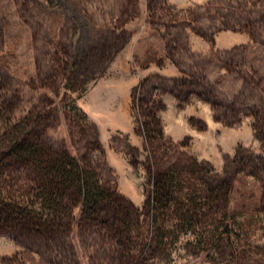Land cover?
I'll list each match as a JSON object with an SVG mask.
<instances>
[{"label":"rangeland","instance_id":"374dc122","mask_svg":"<svg viewBox=\"0 0 264 264\" xmlns=\"http://www.w3.org/2000/svg\"><path fill=\"white\" fill-rule=\"evenodd\" d=\"M15 131L69 153L119 203L84 216L74 189L44 202L33 166L5 154ZM169 168L189 190L232 185L204 205L197 255L183 237L148 245L142 205ZM1 200L48 226L0 219V264H264V0H0Z\"/></svg>","mask_w":264,"mask_h":264},{"label":"trees","instance_id":"16d2710c","mask_svg":"<svg viewBox=\"0 0 264 264\" xmlns=\"http://www.w3.org/2000/svg\"><path fill=\"white\" fill-rule=\"evenodd\" d=\"M15 132L17 134L12 132L10 135L5 154L33 166L39 175L38 192L44 202L56 207L62 200L64 192L74 189L80 199L84 216H96L105 207L119 203L117 196L100 184L95 173L78 164L69 153L32 142L19 131ZM212 181L206 182L205 188L195 187L189 190V185L182 186L180 173L174 168L154 174L151 194L142 205L149 219L150 247L154 249L159 247L164 252L171 239L176 241L183 237L185 239L183 248L188 253L197 255L206 250V247L191 249L186 245L195 238H202L206 244H211L205 228L213 214L208 208H204V205L216 201L227 202L232 186L226 179ZM198 190L200 195L196 193ZM131 208L134 214L124 211L119 217L125 223V227H121L120 232L124 233L128 240L131 239L133 223L135 222L138 228L140 217L139 208L133 204ZM2 218L16 220L27 226H48L47 219L41 212L28 209L26 204L19 201L1 200L0 219ZM225 222L227 225V221ZM208 228L212 231L210 227ZM217 228V225L212 227L214 230ZM226 231L229 233L228 229Z\"/></svg>","mask_w":264,"mask_h":264}]
</instances>
